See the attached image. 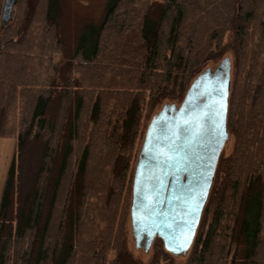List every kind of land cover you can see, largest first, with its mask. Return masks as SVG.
<instances>
[{"label": "trees", "instance_id": "trees-1", "mask_svg": "<svg viewBox=\"0 0 264 264\" xmlns=\"http://www.w3.org/2000/svg\"><path fill=\"white\" fill-rule=\"evenodd\" d=\"M3 2L0 264H177L128 249L131 153L142 113L228 55L232 146L182 264H264V0H18L7 24Z\"/></svg>", "mask_w": 264, "mask_h": 264}, {"label": "water", "instance_id": "water-1", "mask_svg": "<svg viewBox=\"0 0 264 264\" xmlns=\"http://www.w3.org/2000/svg\"><path fill=\"white\" fill-rule=\"evenodd\" d=\"M17 1L4 0L1 11L3 24L11 20ZM229 82L230 62L226 58L213 71L205 70L193 80L179 109L173 106L163 107L152 117L145 131L133 173L130 225L137 238V248L138 242L143 240L146 251L158 238L162 241L164 249L174 257L189 250L207 193L200 203L201 199L197 193L200 187L199 179L189 185H183L175 170L178 169V164L181 165L182 157L186 158L182 164L189 157L190 134L194 130L205 129L203 127L210 121V116L215 114L214 106L222 111L221 130L226 139ZM184 136L187 138L186 143L180 141ZM221 148L220 145L216 151L212 177L215 176ZM152 175V181L149 182ZM170 175L174 182L168 188ZM190 186L195 188L193 202L196 203V209L193 213V206L187 203L176 205L174 202L175 197L180 192L187 191ZM187 215L189 217H186Z\"/></svg>", "mask_w": 264, "mask_h": 264}, {"label": "flooded vegetation", "instance_id": "flooded-vegetation-1", "mask_svg": "<svg viewBox=\"0 0 264 264\" xmlns=\"http://www.w3.org/2000/svg\"><path fill=\"white\" fill-rule=\"evenodd\" d=\"M172 106L175 109H179L181 106V103L179 104V106L171 105V106H164V107H172ZM213 109L215 110V114L213 116H210V121L207 122L205 126L203 127L205 129L194 130L190 134V137L188 139V145L191 144L190 145L191 151L189 153V157L184 164L182 163L184 162L186 158L182 157L181 165L178 164L177 166L178 169L179 168L180 169L175 170L178 174L180 183L183 185L184 184L189 185V183L191 184V182H194L197 179H199L200 187L197 193L199 195L198 197L201 199L200 203L202 202L204 195L207 193V197H206L207 199L204 203L203 208L201 207L202 208L201 213H203V210L207 204V201L209 199L211 189L213 186L214 177H212V171H213V166H214V162L216 158V151L221 145L222 146L221 152H220V155H221L229 139L227 127L225 129L227 133L226 139H224L225 137L222 135V130H221L222 111L221 109L217 106H214ZM186 139H187L186 136H184L183 138H181L180 141L182 143H186ZM186 171H189V172H186ZM152 178H153V175L151 176L149 182L152 181ZM173 182H174V178H172V176L170 175L168 179V188ZM132 185H133V181H132ZM194 191H195L194 186L192 187L190 186V188L187 191L185 190L183 192H180L174 199L175 204L178 205V204L187 203V205L193 206V209H192V213H193V211H195L196 209L195 208L196 203L193 202ZM191 203L193 205H191ZM182 211L183 210H181V212ZM186 217H189V216L187 215Z\"/></svg>", "mask_w": 264, "mask_h": 264}, {"label": "rangeland", "instance_id": "rangeland-1", "mask_svg": "<svg viewBox=\"0 0 264 264\" xmlns=\"http://www.w3.org/2000/svg\"><path fill=\"white\" fill-rule=\"evenodd\" d=\"M99 8H100V4L97 2L96 4L92 5L91 10L96 11ZM226 57H228V59L230 58L229 55ZM224 59H226V58H224ZM222 60H219L218 62H214L212 64H209L207 68L210 71H213L219 65V63ZM171 105L179 106V103L172 101V100H164L158 106H156L155 109L150 114L147 115L146 110L144 111V113H142V117L139 121L138 135L136 136V141L134 142V148H133V152L131 153V159H130V162H132V165L134 164V168H135L136 161H137V158L139 155V151H140V147H141V144L143 141L145 131H146L152 117L155 116L157 113H159V111L164 106H171ZM228 137H229V139H228V141L224 147V150L222 152L225 154H228L230 152L231 146H232V137L229 135V133H228ZM14 147H15V141L13 138H0V194H1V189L3 186V182L5 179L6 172L8 170V166H9L11 157L14 153ZM136 239L137 238H136L135 234L133 233L131 225L130 226L128 225V249L134 255L135 258H137V259H139L145 263L152 257V254H153L152 243H151L150 247L145 251L144 250V241L143 240L139 241L138 242L139 246L137 248ZM185 255H186V253L176 255L175 256V262L177 264H182L184 261Z\"/></svg>", "mask_w": 264, "mask_h": 264}, {"label": "bare ground", "instance_id": "bare-ground-1", "mask_svg": "<svg viewBox=\"0 0 264 264\" xmlns=\"http://www.w3.org/2000/svg\"><path fill=\"white\" fill-rule=\"evenodd\" d=\"M200 74H201V73H200ZM200 74H199V75H200ZM199 75H198V76H199ZM198 76H197V77H198Z\"/></svg>", "mask_w": 264, "mask_h": 264}]
</instances>
